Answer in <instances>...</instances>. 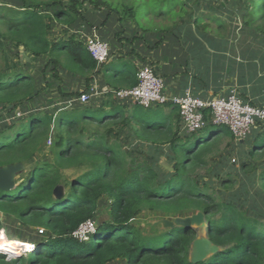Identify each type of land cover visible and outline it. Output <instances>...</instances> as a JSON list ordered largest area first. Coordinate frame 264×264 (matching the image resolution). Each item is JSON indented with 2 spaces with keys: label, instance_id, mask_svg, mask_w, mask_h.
<instances>
[{
  "label": "trees",
  "instance_id": "trees-1",
  "mask_svg": "<svg viewBox=\"0 0 264 264\" xmlns=\"http://www.w3.org/2000/svg\"><path fill=\"white\" fill-rule=\"evenodd\" d=\"M13 1L20 7L13 6ZM219 1L207 2L206 8ZM238 1L237 15L243 24L240 33L246 28L252 36L264 35V0ZM6 2L0 3V122L7 121L0 131V171L28 166L49 141L53 162L33 165L13 190H0L1 214L48 236L28 255H0V264H194L189 258L199 231L178 226L156 236H145L133 224L144 212L202 213L206 217L202 236L215 252L195 264H264V171L258 176L261 188L254 196L247 195L240 208L224 195L236 183L232 172H247L256 166L246 158L264 162V143L252 146L248 153L239 150L240 168L229 161V173H215L208 181L198 180L197 172L209 167L225 140L230 142L227 148L235 147L230 130L213 125L210 115L206 116L203 131L188 135L182 129L177 108L170 107L169 112L163 109L165 106L150 110L139 105L128 108L116 103L112 93L99 109L80 106L56 114L37 107L30 109L29 102L41 92L35 78L26 70L7 68L5 51L23 49L32 59L47 58L46 68L52 67L55 79L62 71L85 78L87 88L83 93L88 92L98 65L85 41L76 36L62 40L49 36L53 21L78 27L80 20L84 21L86 7L107 13L121 25L135 23L147 35L164 37L193 21L197 30L220 37L228 31V25L219 21L211 9L201 13L192 8V0ZM46 7L56 10L50 13ZM147 21L153 22L151 27ZM213 25L215 33L211 31ZM114 67L107 82L111 91L131 90L138 85L139 69L134 63L121 60ZM74 95L67 96L74 99ZM20 112L22 117H17ZM259 127L264 129V123ZM205 131L208 135L204 137ZM123 134L149 144L156 153L168 147L172 171L129 155L120 143ZM70 170L75 172L66 177L65 172ZM217 188L222 191L218 193ZM105 198L111 203V219L96 221ZM88 222L95 223L94 230L82 241L76 234ZM2 234L0 230V238Z\"/></svg>",
  "mask_w": 264,
  "mask_h": 264
},
{
  "label": "crops",
  "instance_id": "crops-1",
  "mask_svg": "<svg viewBox=\"0 0 264 264\" xmlns=\"http://www.w3.org/2000/svg\"><path fill=\"white\" fill-rule=\"evenodd\" d=\"M239 5L238 0H220L212 4L210 8L219 17V21L225 22V26L228 25V31L222 34L224 37L209 35L197 30L193 21L185 23L181 28L172 30L164 37L158 34L145 36L139 29L138 32L133 31L136 32L134 37H130V34L133 35L134 33L126 34L122 28L126 30L125 25L132 22L120 24L119 28V23L114 18H109L105 12L98 13L102 20L104 18V21L100 19L98 25L101 28L97 30V33L102 41L110 45L111 57L104 66L98 68L93 77L90 88L96 89L98 96L88 105H79L89 106L93 102L95 104L100 102L101 106L110 93H112L116 103L127 106L133 105L116 100L114 95L116 91H111V87L106 82V75H112L115 64L123 60L134 63L138 69L146 65L154 67L157 74L164 80L165 95L169 98L182 97L189 91L194 97L210 100L213 97L225 96L231 91H236L244 101L264 108V35L252 36L246 28H244L243 33H240L243 24L237 15ZM56 24L53 21L50 28H56L58 26ZM132 24L137 29L136 24ZM107 27L106 31L105 28ZM212 28L215 29L216 27ZM52 33L53 28L49 31V36L52 40H58ZM76 34L81 38L86 35L81 31L76 32ZM128 36L131 38V44L124 45L126 48L123 49L122 43L124 42L117 43V41H123ZM136 36H139V40L134 41ZM127 46L130 49H127ZM39 60H45V58ZM102 72L106 74L103 77ZM61 74L67 76L66 82H75L76 87L79 84L84 91L86 90L85 78L81 77L82 81L79 80L80 76L78 75L64 71ZM32 76L39 87V80L35 75ZM65 87L64 93L72 94L74 92L70 84ZM37 99L29 102V105L32 103L33 108H38L40 104ZM63 101L65 102L62 104L63 108L74 109L71 108L72 105H75L72 103V98ZM165 107L168 108L166 111L169 112V108L172 106ZM51 109L53 110L52 107ZM263 132V127L255 128L252 135L244 143H240L242 144L241 150L246 153L251 151V149H247V143H250L252 148L253 140ZM234 149L239 150L238 145H235Z\"/></svg>",
  "mask_w": 264,
  "mask_h": 264
},
{
  "label": "rangeland",
  "instance_id": "rangeland-1",
  "mask_svg": "<svg viewBox=\"0 0 264 264\" xmlns=\"http://www.w3.org/2000/svg\"><path fill=\"white\" fill-rule=\"evenodd\" d=\"M215 0H192V8L197 9L201 13L203 11L207 12V10H210V6L208 5V8H206V4L212 3ZM1 5L6 2V0H0ZM13 6L20 7L19 3L17 1H13ZM56 10L55 7H46L45 11H48L50 13L54 12ZM94 9L85 8L84 11V21L79 22V28L77 25L73 26H63L59 25L57 22L56 25H58L56 28H53V35L56 37L55 39H67L70 36H76L79 40L84 42L85 40L81 38L76 32L81 31L86 35H89L93 30H100V26L98 25L99 22L102 20L101 16H99ZM142 16V10H139V16L138 19L140 20ZM101 19V20H100ZM104 21V18L103 20ZM148 22V21H147ZM149 23V22H148ZM150 24H153L151 21L149 24H147L148 27H151ZM165 24H167L165 22ZM220 24V23H219ZM221 25V24H220ZM213 25L212 27H214ZM239 27V26H238ZM78 28V30H76ZM120 28V24H119ZM108 27L105 28L107 31ZM125 29L122 28V31L126 34H129L133 31L138 32V28L136 29L134 24H128L125 25ZM211 31L215 33V29L213 28ZM132 35L130 34V37H134L135 33ZM141 33H144L141 31ZM145 36H148L146 33ZM151 35V33H150ZM129 36L126 39H123V41H117V43H122V48H126L124 45H130L131 44V38ZM224 37V36H220ZM161 38V37H160ZM135 40H139V36H136L134 38ZM85 43V42H84ZM110 46V45H109ZM9 48V47H8ZM111 48V47H110ZM127 49H130L129 46H127ZM6 50V49H5ZM6 61H7V68L12 70H26L29 72L30 75H35L37 79L39 80V88L41 89L40 95H38L37 101L39 102L40 106L38 109L40 111H50L52 114H56L59 110H69V108H63V105L65 102L64 99H69L67 95H70L71 93H64L66 87L69 84L72 86L74 99L79 98L80 95L83 93V89L78 84L68 83L66 82L67 76H63L61 72L58 75L57 79L53 78V72L52 67L46 68L47 65V59L45 60H35L32 59L30 56L26 55L24 53V50L22 49L21 52H18L15 49H12V51L6 50ZM2 60V58H1ZM143 67V66H142ZM102 77L106 75L104 72H102ZM79 80H82L81 77H79ZM109 76L106 75V82H108ZM83 81V80H82ZM76 87V88H75ZM72 93V94H73ZM71 99V98H70ZM135 104L133 103L132 106ZM33 109V104L30 103L29 105ZM50 107V109H49ZM53 108V110L51 109ZM80 107L78 103H75V105H72L71 108ZM88 107L99 109L100 102L98 104H95L93 102ZM131 106H128L130 108ZM165 109H168L167 107H164ZM163 108V109H164ZM28 109V110H30ZM143 112V111H141ZM27 115V111L24 112ZM7 121L0 122V131L4 129V125ZM260 134V133H259ZM204 137L205 135H208L207 131L203 133ZM130 136H127L123 134L120 139L121 146L123 149L129 153L132 157H135L138 161L147 163L149 165L154 164L157 167H160L161 169H164L166 171H172L173 165H172V152L169 150V148H165L160 153H156L150 146L138 143L134 141ZM196 140V137L192 139V142ZM254 144L252 146L256 145H262L264 143V132L261 133L259 136L256 137V139L253 140ZM230 142L228 140H225L221 146V152L214 157H212L210 161V165L208 168L201 169L197 172V178L198 180L205 179L208 181V179H212L215 176V173H229L228 168V162L229 164H233V160L237 161V164H235L236 168H240L242 164V160L239 158V150L241 148L235 149L234 152H232L231 148H227L228 144ZM233 145V143H232ZM247 149H251L250 143H247ZM229 153H231V156L228 157ZM246 153V152H245ZM229 158V160H228ZM248 160V163H255V167L251 169L250 171L244 172L241 169H237L235 172H232L231 175L234 177V181H236L234 187L227 192H224V195L227 200H230L232 203H237L238 205H243L246 202L247 195L254 196L256 191L260 189V184L258 181V176L261 174V171H264V162H257L254 161L252 158H246ZM53 162V154H52V142L49 141L47 145L40 151L36 158L31 160L29 162L28 166H19L13 169H10L9 171H5L6 174H8L13 183L18 184L19 181H21L24 177V174L32 168L33 165H44V164H50ZM75 171L70 170L65 172L66 177H70ZM224 174H221L222 176ZM221 176V177H222ZM201 177V178H200ZM214 183V182H213ZM216 189V187H215ZM222 189L217 188V192L220 193ZM239 208L241 206H238ZM111 219V203L110 201L105 198L102 200L98 214L96 217V221H109ZM183 221H188L192 224V229L199 231V240L197 241V245L194 246L191 250L190 254V260L194 261V259L199 255V252L206 251L211 249L210 243H208L207 239H205L202 235L204 233V228H206V222L207 219L202 213H185L180 215H167L162 213H152V212H144L142 213L138 218H136L133 221V224L136 226V228L139 229V231L145 235V236H156L159 234H162L169 229L176 228L178 226H181ZM95 225V223H94ZM0 230L3 231L2 236L8 239H15L20 241L23 245H26V248L29 245H38L39 241L46 240L48 237L45 233L43 234L42 231H38L37 229H28L24 228L20 222L11 217L6 216L0 213ZM87 231V230H86ZM85 232V231H84ZM90 233H79L78 238L80 240L84 241L89 236ZM210 254V252H206V255ZM18 255V254H17ZM196 263V262H195ZM194 263V264H195ZM112 264H126L125 262H115Z\"/></svg>",
  "mask_w": 264,
  "mask_h": 264
},
{
  "label": "built area",
  "instance_id": "built-area-1",
  "mask_svg": "<svg viewBox=\"0 0 264 264\" xmlns=\"http://www.w3.org/2000/svg\"><path fill=\"white\" fill-rule=\"evenodd\" d=\"M85 45L96 61L98 68L104 66L111 57V49L108 43L102 41L96 30L89 35H83ZM119 102H128L150 110L159 106H172L177 108L183 131L188 134L201 132L207 126L206 116L211 117V123L215 126H223L230 130L234 138V144L244 143L260 123H264V108L244 101L236 91L228 95L213 97L203 100L194 97L189 91L182 97L169 98L165 95V83L154 67L146 65L138 72V85L131 90H119L114 93ZM98 96L96 89L82 93L72 103L88 105ZM17 117H22L18 113ZM234 164L236 160L232 161ZM94 222H88L81 227L79 233H90L94 230ZM87 230V231H86ZM85 231V232H84ZM20 247L21 254L15 257L25 256L37 249L36 245Z\"/></svg>",
  "mask_w": 264,
  "mask_h": 264
},
{
  "label": "water",
  "instance_id": "water-1",
  "mask_svg": "<svg viewBox=\"0 0 264 264\" xmlns=\"http://www.w3.org/2000/svg\"><path fill=\"white\" fill-rule=\"evenodd\" d=\"M10 169H13V168H4L3 170L0 171V190L3 191V192L11 191L17 186V184L13 183L11 177L8 174H6V172L9 171ZM181 226L184 227V228H191L192 224L190 222H188V221H183ZM208 243H210V242L208 241ZM196 245H197V242H196L195 246ZM210 245H211V249L210 250L199 252V255L192 262L193 263L200 262V260H202L206 256V252L207 251L210 252V253H214L215 252V247L211 243H210Z\"/></svg>",
  "mask_w": 264,
  "mask_h": 264
},
{
  "label": "bare ground",
  "instance_id": "bare-ground-1",
  "mask_svg": "<svg viewBox=\"0 0 264 264\" xmlns=\"http://www.w3.org/2000/svg\"><path fill=\"white\" fill-rule=\"evenodd\" d=\"M23 246V244L15 239H8L5 237L0 238V253L5 252L8 255H19L20 247ZM26 246V245H25ZM30 248V246H28Z\"/></svg>",
  "mask_w": 264,
  "mask_h": 264
},
{
  "label": "clouds",
  "instance_id": "clouds-1",
  "mask_svg": "<svg viewBox=\"0 0 264 264\" xmlns=\"http://www.w3.org/2000/svg\"><path fill=\"white\" fill-rule=\"evenodd\" d=\"M260 125V124H259ZM259 125H258V127H259ZM234 164V163H233ZM36 246H37V248H38V245L36 244ZM34 252V251H33ZM0 255H4V256H7V257H9V258H19V257H15V255H8V254H6L5 252H3V253H0ZM20 257H22V256H20Z\"/></svg>",
  "mask_w": 264,
  "mask_h": 264
}]
</instances>
